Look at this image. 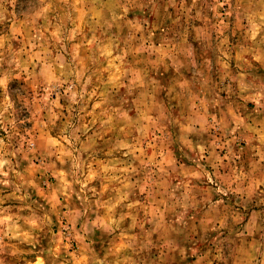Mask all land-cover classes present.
<instances>
[{
    "label": "clouds",
    "instance_id": "obj_1",
    "mask_svg": "<svg viewBox=\"0 0 264 264\" xmlns=\"http://www.w3.org/2000/svg\"><path fill=\"white\" fill-rule=\"evenodd\" d=\"M0 264H264V0H0Z\"/></svg>",
    "mask_w": 264,
    "mask_h": 264
}]
</instances>
